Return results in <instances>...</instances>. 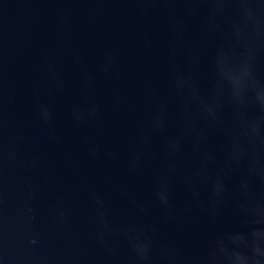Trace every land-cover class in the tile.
I'll use <instances>...</instances> for the list:
<instances>
[{"label": "water", "instance_id": "95a60500", "mask_svg": "<svg viewBox=\"0 0 264 264\" xmlns=\"http://www.w3.org/2000/svg\"><path fill=\"white\" fill-rule=\"evenodd\" d=\"M228 83L264 137V0H0V264H264Z\"/></svg>", "mask_w": 264, "mask_h": 264}, {"label": "clouds", "instance_id": "9594fccd", "mask_svg": "<svg viewBox=\"0 0 264 264\" xmlns=\"http://www.w3.org/2000/svg\"><path fill=\"white\" fill-rule=\"evenodd\" d=\"M237 38L239 39V33L237 32ZM230 86V90L225 96H217L214 97L210 103L215 105L217 109H220L225 101L228 103H231L235 109V111L238 114V123L240 124V135L248 138L250 143H255L256 141H262L264 142V137H262L259 124H260V117H245L242 115L244 109H245V103L243 101V96L246 91V84L244 83L239 90H234L230 83H228ZM202 104H204V107L207 111H211V107H209V103L205 101H201ZM261 111L264 112V106H261ZM41 114L44 116L45 119L48 118L47 110L41 108ZM90 116H95V109L93 108L89 112ZM79 115H76V119L79 120ZM174 146L175 145V142ZM133 163H135V158ZM169 195H170V185L167 181H161L158 184L157 191L155 193L156 199L160 202V204L164 207H169ZM248 195V194H245ZM255 211V209H253ZM252 237V236H251ZM253 238V248L252 251L257 255H261L259 245L257 241H259L260 238L252 237ZM150 241H147L145 243H142L138 246L134 245L136 248V251L138 255H140L141 259H147V252L148 248L150 246ZM219 258L213 253L209 252L208 256L205 259V264H216V261ZM254 264H260L258 259L254 260Z\"/></svg>", "mask_w": 264, "mask_h": 264}]
</instances>
